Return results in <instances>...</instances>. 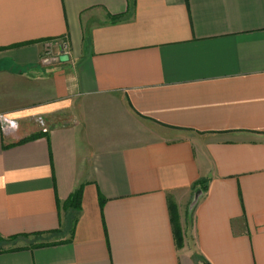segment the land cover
<instances>
[{
  "label": "crops",
  "instance_id": "0c3cea01",
  "mask_svg": "<svg viewBox=\"0 0 264 264\" xmlns=\"http://www.w3.org/2000/svg\"><path fill=\"white\" fill-rule=\"evenodd\" d=\"M0 115V264H264V0H0Z\"/></svg>",
  "mask_w": 264,
  "mask_h": 264
},
{
  "label": "trees",
  "instance_id": "16d2710c",
  "mask_svg": "<svg viewBox=\"0 0 264 264\" xmlns=\"http://www.w3.org/2000/svg\"><path fill=\"white\" fill-rule=\"evenodd\" d=\"M197 186H200L203 190H207V186H208V182L205 181H200ZM81 198H82V191L78 190L76 191L71 197L70 199L65 203V207L66 208H74L79 210L80 208V202H81ZM175 229H176V234H177V242L179 244V246L182 245L183 242V235L181 232V227L180 224L178 223V220H175ZM12 241V239H11ZM3 242H10V241H5L2 237H0V244ZM44 245V244H42ZM9 249H7L6 247H4L3 245L0 247V252H6Z\"/></svg>",
  "mask_w": 264,
  "mask_h": 264
},
{
  "label": "built area",
  "instance_id": "2783aa9c",
  "mask_svg": "<svg viewBox=\"0 0 264 264\" xmlns=\"http://www.w3.org/2000/svg\"><path fill=\"white\" fill-rule=\"evenodd\" d=\"M62 48L63 49L66 48V45L63 44ZM47 54L51 55L52 51H48ZM48 61L49 60L47 59V62ZM0 122L2 125V132L5 134V136H12L17 133L19 129V124L17 121L10 119L9 117L5 115H0ZM44 131H47V130H44Z\"/></svg>",
  "mask_w": 264,
  "mask_h": 264
},
{
  "label": "rangeland",
  "instance_id": "374dc122",
  "mask_svg": "<svg viewBox=\"0 0 264 264\" xmlns=\"http://www.w3.org/2000/svg\"><path fill=\"white\" fill-rule=\"evenodd\" d=\"M4 247H8L7 245H3ZM0 247H1V245H0Z\"/></svg>",
  "mask_w": 264,
  "mask_h": 264
}]
</instances>
